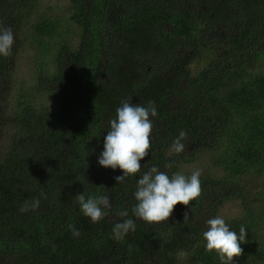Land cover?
<instances>
[{"label":"trees","instance_id":"16d2710c","mask_svg":"<svg viewBox=\"0 0 264 264\" xmlns=\"http://www.w3.org/2000/svg\"><path fill=\"white\" fill-rule=\"evenodd\" d=\"M57 2L66 19L38 15L40 0H0V21L15 36L12 55L0 57V112L26 39L42 55L54 50L52 74L35 66V91L50 104H27L20 90L19 108L2 118L10 136L0 144V264H222L203 233L226 201L237 208L224 219L230 230L247 233L234 264H264V0ZM125 99L155 102L157 116L141 172L116 184L122 171L97 161ZM181 130L186 147L177 154L171 146ZM203 155L210 159L199 198L177 204L164 222L133 215L143 172L155 165L171 177ZM220 168L217 177L212 171ZM249 182L258 190L247 197ZM79 193L108 195L102 221L80 211ZM129 218L135 231L114 239L113 226Z\"/></svg>","mask_w":264,"mask_h":264},{"label":"clouds","instance_id":"9594fccd","mask_svg":"<svg viewBox=\"0 0 264 264\" xmlns=\"http://www.w3.org/2000/svg\"><path fill=\"white\" fill-rule=\"evenodd\" d=\"M15 36L10 26L0 21V57H10L13 53ZM157 116L155 102L149 101L147 106L133 103L131 99L121 101L116 109V116L109 121V130L103 137V151L98 157V164L113 170L119 168L123 175L116 176V184L122 183L129 176L141 172V161L149 155L151 149V134L153 119ZM187 138L181 130L172 143V150L179 154L185 151L183 140ZM166 169L173 167V162L164 165ZM201 170L195 169L190 176L182 172H174L171 177L158 166H152L140 175L137 180L134 199L136 201L133 215L147 223L167 221L177 204L188 206L202 194L200 181ZM105 191L107 189L105 188ZM43 195V194H42ZM80 211L92 223L102 221L106 210L111 208L108 195H94L86 197L83 193L77 194ZM39 207V200H34L31 208ZM29 205L25 203L20 211H27ZM117 215L127 217V210H120ZM187 212L184 214V218ZM207 230L203 233L206 241L205 248L215 252L222 264H234V261L243 255L242 243H245L246 229L241 227L239 233L230 230V226L222 217L216 216L206 221ZM70 229L72 226H69ZM136 229L135 221L131 218L117 222L112 229L113 238L123 239L129 232ZM74 235L79 233L73 229Z\"/></svg>","mask_w":264,"mask_h":264},{"label":"rangeland","instance_id":"374dc122","mask_svg":"<svg viewBox=\"0 0 264 264\" xmlns=\"http://www.w3.org/2000/svg\"><path fill=\"white\" fill-rule=\"evenodd\" d=\"M66 5L64 3H58L57 0H40L39 7L37 9L38 15H43L48 12L51 15H57L60 18L66 19L69 16V13L64 9ZM37 20V18H35ZM26 29V28H25ZM20 35L23 34L24 27H20ZM31 32H29L30 34ZM70 37V36H69ZM75 32L72 33L71 44L75 42L76 39ZM74 40V41H73ZM54 51V50H51ZM48 51L44 55L40 54L41 50L34 45L31 38H27L25 44L22 46L19 51L16 60L12 63V71L8 76V87L6 92L3 94L1 99L3 98V110L0 112V144H7V135L6 127L2 124V118L8 117L7 115L10 112V109L19 108V106H15L16 98L18 96L19 91L21 90L22 96L27 104H31L34 107H44L49 105L50 99L44 92L40 91L37 93L35 89L39 86L36 76L35 66L40 63L43 66L44 76H48V74H52L54 72L53 65V55L54 53ZM39 59V60H38ZM257 70V69H256ZM255 70H253L254 72ZM21 88V89H20ZM10 108V109H7ZM9 110V111H8ZM232 129L235 128V123H232L230 126ZM226 138V136H225ZM223 146L225 142L223 141ZM2 148V147H1ZM231 151L221 152L217 157L226 158L230 156ZM210 159V155L199 156L194 161L189 163L181 164V168L177 172H182L184 175H191L192 171L195 169H200L201 172L206 171V168L209 166L206 165V162ZM217 177H219L223 170L214 169L212 171ZM264 178V176H263ZM252 189V191L246 192V196L253 194V191L258 189L255 188L254 182H249L247 185V189ZM236 203L232 201H226V203L220 208L218 212V216L223 219H227L231 217L236 211Z\"/></svg>","mask_w":264,"mask_h":264}]
</instances>
